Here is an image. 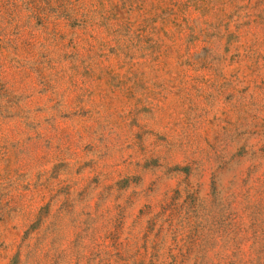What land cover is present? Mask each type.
Returning <instances> with one entry per match:
<instances>
[{
	"label": "rangeland",
	"instance_id": "1",
	"mask_svg": "<svg viewBox=\"0 0 264 264\" xmlns=\"http://www.w3.org/2000/svg\"><path fill=\"white\" fill-rule=\"evenodd\" d=\"M0 264H264V0H0Z\"/></svg>",
	"mask_w": 264,
	"mask_h": 264
}]
</instances>
